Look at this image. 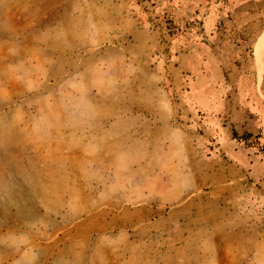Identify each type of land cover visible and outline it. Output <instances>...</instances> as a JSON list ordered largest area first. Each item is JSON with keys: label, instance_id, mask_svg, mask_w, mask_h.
<instances>
[{"label": "rangeland", "instance_id": "1", "mask_svg": "<svg viewBox=\"0 0 264 264\" xmlns=\"http://www.w3.org/2000/svg\"><path fill=\"white\" fill-rule=\"evenodd\" d=\"M0 264H264V0H0Z\"/></svg>", "mask_w": 264, "mask_h": 264}, {"label": "trees", "instance_id": "2", "mask_svg": "<svg viewBox=\"0 0 264 264\" xmlns=\"http://www.w3.org/2000/svg\"><path fill=\"white\" fill-rule=\"evenodd\" d=\"M234 134H235V133H234V131H233V137L235 136Z\"/></svg>", "mask_w": 264, "mask_h": 264}]
</instances>
